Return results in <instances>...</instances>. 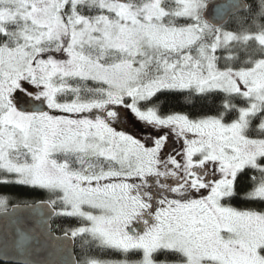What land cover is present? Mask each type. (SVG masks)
<instances>
[{"label": "snow or ice", "instance_id": "snow-or-ice-1", "mask_svg": "<svg viewBox=\"0 0 264 264\" xmlns=\"http://www.w3.org/2000/svg\"><path fill=\"white\" fill-rule=\"evenodd\" d=\"M16 186L48 198L0 190L5 219L40 217L5 232L14 264H36L53 217L120 257L81 264H264V0H0V189Z\"/></svg>", "mask_w": 264, "mask_h": 264}, {"label": "water", "instance_id": "water-1", "mask_svg": "<svg viewBox=\"0 0 264 264\" xmlns=\"http://www.w3.org/2000/svg\"><path fill=\"white\" fill-rule=\"evenodd\" d=\"M39 220L40 217L30 211H20L8 219L0 215V254L4 251L3 240L6 231L14 232L16 227L31 228L34 224H38ZM33 235L35 237L33 244L34 252L29 256V259L36 262V264H72L73 261L77 262L74 251V240L71 238L66 240L63 235H57L53 231L49 233L47 226L37 227L36 233ZM56 237H59V239H56ZM9 255H12L11 249H9ZM1 263L14 264V261L11 259L8 261L0 259Z\"/></svg>", "mask_w": 264, "mask_h": 264}, {"label": "trees", "instance_id": "trees-1", "mask_svg": "<svg viewBox=\"0 0 264 264\" xmlns=\"http://www.w3.org/2000/svg\"><path fill=\"white\" fill-rule=\"evenodd\" d=\"M159 103L164 105L165 111H188V108H181L180 105H187L190 102L185 100L184 98H180L179 102L177 100L168 98V97H160ZM5 192H11L16 199H13L12 203H17L20 200H44L48 198V193L43 190L38 191H31L26 187L23 186H16L8 189H0ZM241 196H243V192L241 193ZM233 206L239 207V208H259L261 205L257 202H248L244 201L240 198L234 200ZM63 224L66 227H73L78 224V220L76 218H63ZM59 221H56L58 223ZM2 264V263H1Z\"/></svg>", "mask_w": 264, "mask_h": 264}, {"label": "flooded vegetation", "instance_id": "flooded-vegetation-1", "mask_svg": "<svg viewBox=\"0 0 264 264\" xmlns=\"http://www.w3.org/2000/svg\"><path fill=\"white\" fill-rule=\"evenodd\" d=\"M63 220H64L63 218H55V217L52 220V231L54 233H56L57 235H63L64 229H70L69 227H66L63 224ZM56 221H59V222L56 223ZM76 226H78V224ZM76 226H73V227H76ZM73 227H71V228H73ZM74 251H75V255H76L78 264H81V262L83 261L85 256H87L88 259L95 258V259H102V260L103 259H118V258H120L116 255H113V254H110L107 252H101L99 250L88 251L87 247L82 245V242L80 241L79 238L74 240ZM156 258H157V260H163V259H165V255L161 254V255H158ZM167 259L173 260V259H175V257L167 256Z\"/></svg>", "mask_w": 264, "mask_h": 264}]
</instances>
